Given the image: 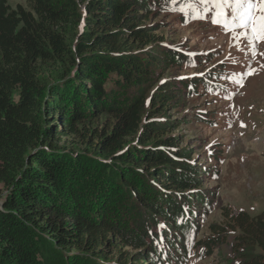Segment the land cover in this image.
I'll return each instance as SVG.
<instances>
[{"label": "trees", "instance_id": "trees-1", "mask_svg": "<svg viewBox=\"0 0 264 264\" xmlns=\"http://www.w3.org/2000/svg\"><path fill=\"white\" fill-rule=\"evenodd\" d=\"M30 1L31 11L0 0V264H186L208 208L206 169L177 147L176 123L157 116L178 102L164 94L186 85L151 97L157 115L143 112L147 88L128 101L121 86L145 85L151 67L182 61L158 49L155 27L144 24L166 5ZM45 62L63 66L50 84L38 78ZM63 137L81 149L60 145ZM223 209L204 255L233 231L236 264H264V212ZM158 222L160 234L151 230Z\"/></svg>", "mask_w": 264, "mask_h": 264}, {"label": "rangeland", "instance_id": "rangeland-1", "mask_svg": "<svg viewBox=\"0 0 264 264\" xmlns=\"http://www.w3.org/2000/svg\"><path fill=\"white\" fill-rule=\"evenodd\" d=\"M176 1L162 0L166 8H151L144 24L155 27L158 49L175 51L188 58L184 62L151 67L145 85L121 86L128 92V101L130 95L134 96V89L141 92L147 88L143 112L157 115L150 109L149 100L154 94H161L166 85L171 82L178 85L204 74L216 75L217 85L209 91L198 87L192 94L175 92L172 86L164 96L175 99L173 95H176L178 102L166 109L164 115L157 116L176 123L171 134L180 137L177 147L193 151L190 163L198 162L207 170L202 192L208 208L202 212L192 234V242L198 246L188 249L187 264H236L238 258L231 248L235 232H228L225 242L214 245L209 255H204L203 243L212 237L209 225L223 223V208L233 214L244 211L250 216L264 212V40L257 42L261 49L256 51V56L249 51L254 48L246 46L247 42L240 45L246 41L238 35L242 29H232L234 24L230 21L226 22L227 28L212 22L211 2ZM7 3L11 8L19 4L31 11L30 0H7ZM197 11L204 18H195ZM62 68L59 63H42V68L37 69L38 78L50 84L58 79ZM107 88L115 89L116 85L110 80ZM62 143L68 148L81 149L73 138L63 137ZM196 201L200 202L201 198ZM119 214L121 211L115 209L114 215ZM121 216L125 223L131 222L128 212ZM125 249L130 254L137 251Z\"/></svg>", "mask_w": 264, "mask_h": 264}, {"label": "snow or ice", "instance_id": "snow-or-ice-1", "mask_svg": "<svg viewBox=\"0 0 264 264\" xmlns=\"http://www.w3.org/2000/svg\"><path fill=\"white\" fill-rule=\"evenodd\" d=\"M201 2L213 4L211 11L214 24H222L227 28L226 22L230 21L242 29L241 37L249 41L254 49L258 41L264 40V0H201ZM195 18L204 17L197 11Z\"/></svg>", "mask_w": 264, "mask_h": 264}, {"label": "bare ground", "instance_id": "bare-ground-1", "mask_svg": "<svg viewBox=\"0 0 264 264\" xmlns=\"http://www.w3.org/2000/svg\"><path fill=\"white\" fill-rule=\"evenodd\" d=\"M260 49H261V47H259V49H258V50H260ZM258 50H257V51H258Z\"/></svg>", "mask_w": 264, "mask_h": 264}]
</instances>
